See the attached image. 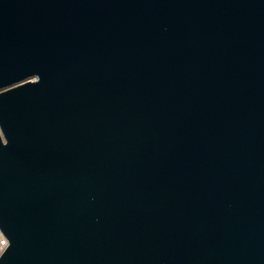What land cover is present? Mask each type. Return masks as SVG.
Segmentation results:
<instances>
[{
	"label": "water",
	"instance_id": "95a60500",
	"mask_svg": "<svg viewBox=\"0 0 264 264\" xmlns=\"http://www.w3.org/2000/svg\"><path fill=\"white\" fill-rule=\"evenodd\" d=\"M0 264H264V0H0Z\"/></svg>",
	"mask_w": 264,
	"mask_h": 264
},
{
	"label": "built area",
	"instance_id": "2783aa9c",
	"mask_svg": "<svg viewBox=\"0 0 264 264\" xmlns=\"http://www.w3.org/2000/svg\"><path fill=\"white\" fill-rule=\"evenodd\" d=\"M7 245H8L7 240L5 239V237L0 232V255L4 252V250L6 249Z\"/></svg>",
	"mask_w": 264,
	"mask_h": 264
}]
</instances>
